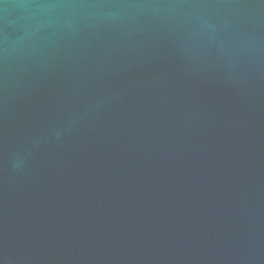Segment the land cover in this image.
Wrapping results in <instances>:
<instances>
[{
  "label": "water",
  "instance_id": "95a60500",
  "mask_svg": "<svg viewBox=\"0 0 264 264\" xmlns=\"http://www.w3.org/2000/svg\"><path fill=\"white\" fill-rule=\"evenodd\" d=\"M0 264H264V0H0Z\"/></svg>",
  "mask_w": 264,
  "mask_h": 264
}]
</instances>
